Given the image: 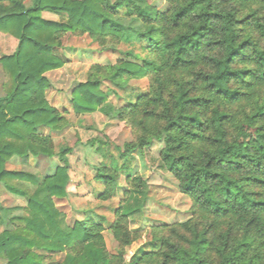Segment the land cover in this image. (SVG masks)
<instances>
[{
    "label": "trees",
    "instance_id": "obj_1",
    "mask_svg": "<svg viewBox=\"0 0 264 264\" xmlns=\"http://www.w3.org/2000/svg\"><path fill=\"white\" fill-rule=\"evenodd\" d=\"M0 0V32L17 40L0 58L7 76L0 96V184H31L24 214L0 232L5 264H44L45 254L65 253L60 264H264V0ZM48 12L62 18L43 17ZM67 34L87 35L101 48L139 46L114 65H92L70 103L76 115L100 113L133 134L123 154L162 141L160 158L191 202V218L159 224L129 257L139 235L121 209L109 226L119 247L110 254L103 225L91 218L69 227L54 206L66 199L68 149L62 166L41 182L6 168L13 157H53L40 128L64 122L46 99V74L66 61L56 54ZM147 80L134 103L115 107L105 84L125 89ZM104 87V88H103ZM101 200L115 191L116 167L97 168ZM141 188L140 177H127ZM1 224V219H0Z\"/></svg>",
    "mask_w": 264,
    "mask_h": 264
},
{
    "label": "rangeland",
    "instance_id": "obj_2",
    "mask_svg": "<svg viewBox=\"0 0 264 264\" xmlns=\"http://www.w3.org/2000/svg\"><path fill=\"white\" fill-rule=\"evenodd\" d=\"M32 0L27 1V5ZM115 0H111L114 2ZM158 10H164V0H146ZM43 17L54 21L62 18L45 12ZM17 47V40L0 32V58L12 54ZM133 50L143 56L139 46L120 45L113 48H101L87 36L67 34L56 50L66 63L58 70L48 72L46 77L50 88L46 91L48 103L63 117V124L57 130L40 128L39 133L49 136L54 145L53 157H13L6 165L8 170L34 175L40 182L55 173L62 166L59 155L66 149L69 183L66 199H54V206L64 216L65 225L71 227L76 221L91 218L103 225L102 237L110 254H116L119 244L114 239L109 226L115 219L118 209L126 214L128 229L139 235L138 240L126 249L127 257L146 245L150 239L151 228L159 224L183 223L191 218L190 200L180 193L176 179L163 165L160 152L162 141H152L142 150L123 154L124 145L133 139L131 129L116 119H108L100 113L76 115L70 99L73 89L85 82L92 65H114L123 58L124 52ZM7 76L0 66V96L2 85ZM148 87L147 80H132L125 89L105 84L109 102L120 107L134 103ZM116 167L118 178L114 194L107 200L99 199L104 191L101 179L97 178V168ZM140 177L143 186L134 188L127 182V177ZM16 191L0 184V232L10 228V219L24 214L27 197L34 187L29 183L12 181ZM44 264H60L65 253L45 254ZM6 263L0 259V264Z\"/></svg>",
    "mask_w": 264,
    "mask_h": 264
},
{
    "label": "crops",
    "instance_id": "obj_3",
    "mask_svg": "<svg viewBox=\"0 0 264 264\" xmlns=\"http://www.w3.org/2000/svg\"><path fill=\"white\" fill-rule=\"evenodd\" d=\"M2 260V259H1ZM3 261V260H2ZM3 264H5V262H3Z\"/></svg>",
    "mask_w": 264,
    "mask_h": 264
}]
</instances>
